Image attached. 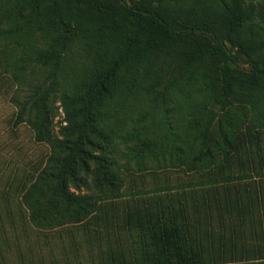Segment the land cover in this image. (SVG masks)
I'll use <instances>...</instances> for the list:
<instances>
[{"label": "trees", "instance_id": "1", "mask_svg": "<svg viewBox=\"0 0 264 264\" xmlns=\"http://www.w3.org/2000/svg\"><path fill=\"white\" fill-rule=\"evenodd\" d=\"M4 75L13 125L49 148L19 196L59 242L48 264H264L263 194L236 197L244 249L217 259L188 229L203 197L184 193L264 177V0H0ZM230 164L250 171L219 177ZM167 166L199 180L125 184Z\"/></svg>", "mask_w": 264, "mask_h": 264}, {"label": "rangeland", "instance_id": "2", "mask_svg": "<svg viewBox=\"0 0 264 264\" xmlns=\"http://www.w3.org/2000/svg\"><path fill=\"white\" fill-rule=\"evenodd\" d=\"M17 94L20 93H17L16 85L12 80L6 75L2 76L0 78V264H48L49 254L59 255V242L54 237L53 230H37L30 225L19 196L32 174L44 164L49 148L45 143L33 141L32 130L26 124L13 125L16 107L10 102V98ZM55 106H58V103H55ZM61 119L62 113L58 109L52 122L54 133H57ZM130 167L134 168L132 164ZM247 170L250 171L242 166L230 164L219 166L217 171L219 177H225ZM254 175L253 178L241 182L206 184L184 191L192 202H196L198 196L203 197L202 202L207 208L206 219H200L191 212L194 209L191 206L193 204L190 205V201L186 202L188 203L186 215L190 220L188 229L201 252L217 255L215 256L217 259L223 257L232 259L233 253L237 255L242 253L244 247L241 243L233 247V240L243 233L241 229L247 227L245 224L242 225V221L233 219V202L239 197L245 205L251 201L257 203L260 194L264 195V177L258 178ZM198 180L196 174L188 176L181 168H168V166L163 170L146 169L125 174V184L136 189L141 187L148 189L155 185L166 184L172 186L180 182L193 183ZM257 217L249 216V221L253 219L258 220L259 223L261 216Z\"/></svg>", "mask_w": 264, "mask_h": 264}]
</instances>
